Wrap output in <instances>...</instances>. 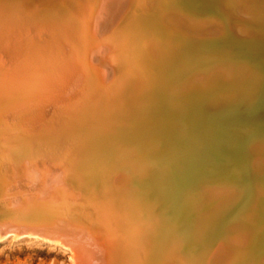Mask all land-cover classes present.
<instances>
[{
	"label": "bare ground",
	"instance_id": "1",
	"mask_svg": "<svg viewBox=\"0 0 264 264\" xmlns=\"http://www.w3.org/2000/svg\"><path fill=\"white\" fill-rule=\"evenodd\" d=\"M213 3L214 0H194L190 4L191 11H186L175 0H0V238L44 242L39 236H49L44 221L50 217L55 223L77 230L90 242L101 245L108 239L117 242L120 220L124 222L122 225L136 223L143 232L151 229L148 224L152 221L157 230L154 228V233L146 239L149 242L145 243L144 239V243L138 242L142 246L140 264H264V59L254 60L251 54L264 55V45L261 49L255 44L264 43V0H215ZM73 6L77 7L81 18H90V22L82 26L84 38H89L84 52L101 70V81L104 83L116 75L114 71L103 70L109 66L108 61L115 63L113 59H106V52L111 50L116 54V63L128 71L122 83L130 79L138 83L136 92L140 95V87L154 86L155 76L173 74L177 70L173 72L177 63L171 55L181 53V44L186 42L190 55L187 54L189 58L181 64L183 74L178 80L186 79L183 83L189 85L187 89L190 90L186 94L195 96L198 90L200 99L195 110L190 112L176 108L171 127L181 139L180 143L171 144V150L168 148L170 143L157 142L150 127L145 132V138L152 134L159 148H163L168 159L162 164L168 171L170 168L174 176L160 179L159 184L156 181L149 183V177H157L154 172L158 165L151 170L142 192L155 203L153 212H159V217L162 210L167 212L169 217L164 221L168 219V223L177 226L180 237L175 238H181L184 248L165 234L161 219L155 213L158 220L153 217L129 188H125L127 174H117L122 160L115 163L106 158L97 164L94 172L87 173L81 169L82 163L67 155L84 149L97 155V150L93 152L91 146L96 137L99 144H103L105 138L128 137L132 125L127 119L134 104L129 102L127 95L116 94L113 100L105 102L94 135L79 131V123L74 119H60L68 132L59 136L41 123L49 114L48 107L40 101L52 96L55 89L51 88L54 87L52 82H44L37 75L44 73L40 63L59 57L61 60L64 52L39 37L46 31L53 35L54 29L48 23L51 13L68 16L66 14L73 12ZM150 12L156 14L150 16L156 31L145 42L144 33L135 29L133 20L136 13ZM245 36L251 40L243 42L237 38ZM99 41L107 46H98ZM189 61L192 65H188ZM79 67L87 72L84 65ZM194 74H199L196 79ZM58 75L55 81L59 86L66 78ZM200 75H210L213 80L202 81ZM95 82L98 85V81ZM96 84L92 89L97 93ZM194 86L202 89L195 90ZM24 111H33L35 117L24 118L28 113ZM167 128L164 121L157 130L166 132ZM66 135L72 139L73 147L69 146V141H62ZM78 136H81V144H76ZM26 137L34 139V143L25 141ZM151 141L153 145L155 142ZM177 145L189 150L187 173L181 181L176 179V167L183 162V158L173 152ZM239 153L244 160L237 156ZM146 164L150 166V163ZM194 169H203L204 176ZM253 177L252 185L248 186L247 181ZM141 178L138 180L142 181ZM206 181L228 187L205 186ZM201 187L192 209L187 204V197ZM48 189L58 192L53 195ZM175 199L180 203L182 200L181 210ZM191 210L197 219L195 231ZM207 216L222 217L215 222L218 228L211 237L208 228L204 231ZM98 222L104 224L105 230L92 226ZM124 237L127 243L133 241L126 232ZM189 247L192 248L187 249Z\"/></svg>",
	"mask_w": 264,
	"mask_h": 264
},
{
	"label": "water",
	"instance_id": "2",
	"mask_svg": "<svg viewBox=\"0 0 264 264\" xmlns=\"http://www.w3.org/2000/svg\"><path fill=\"white\" fill-rule=\"evenodd\" d=\"M76 8V6H73V12L70 15L66 14L68 16L61 17L57 13H51L52 15L50 14L51 18L48 23L50 27L54 29L53 35L46 31L39 37V39H42L43 41H48L49 43H46L50 46L58 47L64 52L61 60L59 57L57 59H51L49 61L46 60L47 62L44 61L40 63L44 73L37 75L42 77V81L44 82H52L54 87L51 88L53 90L55 89L52 96L47 97L46 100L44 99L40 101V104L48 107L47 114H49V116L41 123L50 130L49 132L59 136L62 133L68 132L66 131L67 126L62 124L60 119H68V121L74 119L75 122L79 123V126L77 127L79 131H86L90 135H94L95 131L99 127V121H101V116L99 114L101 112L100 109H102L101 107L104 106L105 102L109 99L113 100L116 94L127 95L128 98H130L129 102L134 104L131 111L129 110V117L127 121L129 124L131 123L132 127L129 128L127 135L132 136L135 139H142V136L150 127L153 133L156 134V138L158 139L157 142L160 144L164 142H167V144L170 143L168 148L171 150V144L174 145L175 142L180 143L181 139L178 134L176 135L174 133V130L176 129L171 127L174 125L173 121L174 114H176L175 110L176 108H181L184 112L195 110L196 102L200 99V94L198 90H196L197 86H194V89L197 91L196 93H198L195 96L190 94L187 95L183 92V90L188 88L189 85L179 89L178 92H173L170 88L172 84L175 83V80L180 78L179 76H173V79L166 78L163 86L153 87L151 85H144L145 87H140L142 90V94L140 95L136 92V89L140 86L138 83L131 81L132 79L130 78L129 81H124L122 83L123 79L125 80V76H127L128 71L125 69L126 67H122V65L116 63V54H114L111 50L106 52V59H113V62L115 63H110V61H108L109 66L103 68V70L108 73L114 71L116 75L108 78V80L103 83L100 75L101 70L97 69L96 65L91 62L90 56L84 52V47L89 38H84L82 26L88 24V22H90V18L88 16H83V18H81V14L78 13ZM175 14L178 13L175 12ZM237 38L243 42L247 41L245 37ZM103 43L104 42L99 41L97 42V45L99 46V44L102 45ZM103 45L107 46L106 44ZM39 55L43 58L42 51L39 52ZM199 57L200 56H198V58ZM78 64L84 65L87 72L84 73L83 69L79 67L80 65ZM41 68L39 70H41ZM55 69L57 70L56 72ZM56 75L64 76L66 78L63 84L59 86L56 84ZM34 79H36V77H34ZM95 81H98V85ZM94 84H96V87L99 88V92L97 93L93 92L92 86H94ZM49 111L50 113H48ZM24 112H28L24 115V118L26 119L30 116L35 117L33 116V111ZM74 121H72V125L76 126ZM164 121L166 125H168L167 131L162 132L157 130L159 125L164 124ZM184 122L187 123L186 121ZM78 134L80 135V132ZM66 136L62 138V141H69V146L73 147L72 139L67 136L70 139L69 140ZM80 137L81 136H78L79 140H77L76 144H81L82 139L80 140ZM84 137L86 136L84 135ZM94 139H92L93 142L91 146L93 152H96L97 150V157L92 161L85 162V164L81 167V169L87 173L94 172L97 168V164L103 163L106 158L107 161L110 159L123 160L126 164H130L129 160L131 161L132 157H136L135 155H147L148 149L145 145H141L138 148L131 150L132 153H127V150L124 151V147L126 145H124V141L122 142L120 139L115 140L113 138H105L103 139V144L97 143V137L96 140ZM153 139L155 140V136ZM25 141L30 142V144L34 143V139L30 137H26ZM173 152H176V155L183 158L181 166L176 168L181 169L183 172H187L186 167L188 164L186 163V159L189 150L185 147L183 148L182 145H177L173 148ZM67 155L70 157L72 153H67ZM205 159H207V157L202 160ZM205 163H207V161ZM169 171L166 165L164 166L163 164H160L158 169L154 172V176L157 177L154 179L149 177V183L155 184L154 182L156 181L157 184H159L160 179L172 176L173 172L170 168ZM134 181L139 180L136 178ZM144 182H148L147 179H143L139 183L140 186H143ZM93 186L94 184L91 185V187ZM50 192L54 195L58 192V190H50ZM156 193L158 195L161 194L160 192ZM176 199H178V196ZM176 199L175 201H177ZM177 203L178 205L180 204L178 206L180 209L182 200L181 203L180 200H178ZM132 214L134 213L132 212ZM117 215L118 214H115V216ZM120 221L117 236H121V239L116 237L115 239L117 242H112V240L109 239L104 240L101 245L95 243L94 241L90 242L83 234H79L77 230L64 227L60 224V222L55 223L52 219H50V217L45 218L44 221V225L46 226L45 229L50 232L49 236L40 235L39 238L44 240V242L57 244L58 246L69 250L75 264H140V258L142 256L140 251L142 246L141 243L138 242L144 243L142 239L146 240L150 238L151 234L154 233V230H157V228L154 227V224L151 221L148 224V227L151 229L148 232H143L139 229V225L137 226L136 223L133 224L130 222L122 225L124 222H122V220ZM92 226L96 227L97 230L98 228L105 230L104 224L100 222H98V224L94 223ZM169 229L170 225H167L163 228V231L167 232ZM125 232L130 235L129 240H133L132 242L129 241V244L125 242ZM160 232L162 231L160 230ZM147 242L149 241L146 240L145 243ZM233 250H235V248H233ZM127 255L129 257H127Z\"/></svg>",
	"mask_w": 264,
	"mask_h": 264
},
{
	"label": "rangeland",
	"instance_id": "3",
	"mask_svg": "<svg viewBox=\"0 0 264 264\" xmlns=\"http://www.w3.org/2000/svg\"><path fill=\"white\" fill-rule=\"evenodd\" d=\"M177 3H178V5L181 7V8H184L186 11H191V9H190V4H191V2H194V0H175ZM213 4H215V0H214V3ZM137 15H135V17H134V20H133V22H135V29H140V31H142V33H144V35L143 36H145L144 38H143V40L146 42H148L149 41V39H151L154 35H155V31H156V29H154L153 27H155V25H153L154 23L152 22V21H150V18L151 17H153L154 15H156V14H153V13H148V14H144V13H136ZM150 14V15H149ZM141 16V15H143V17H138V16ZM138 18H137V17ZM151 16V17H150ZM187 16H189V15H187ZM146 17V18H145ZM142 18V19H141ZM137 19V20H136ZM145 20V21H144ZM140 22V23H139ZM142 23V24H141ZM144 24H146V25H144ZM130 25H133V24H131L130 23ZM134 29V28H133ZM143 29V30H142ZM144 31V32H143ZM149 37V38H148ZM249 37V36H248ZM248 37H246L245 36V38L247 39ZM256 39V38H255ZM248 40H251V38L249 37L248 38ZM247 40V41H248ZM257 40V39H256ZM246 42V41H245ZM263 42L261 41V43H259V42H257V43H255V44H257L260 48H261V45H264V43L262 44ZM186 42H182V44H181V49H182V51H181V53H178V54H175V53H172V55H171V57H172V60H173V62L175 61V63H177L175 66V68L173 69V74L172 73H170V74H168V73H166L165 75H163V74H159V75H157V76H155V84H154V86L157 84H160V86H163L164 85V82H165V78H171V79H173V76H179L180 74L182 75L183 73L181 72V69L184 67V66H181V64H182V62H186V59H188L189 58V56L187 55V54H189L188 53V50H187V48H186ZM262 49V48H261ZM262 51H263V54H264V49H262ZM259 52V51H258ZM260 52H261V50H260ZM195 53H197V52H195ZM174 54V55H173ZM253 56V58H254V60L256 59L257 61H260V60H263L264 59V55H262L261 57L260 56H258L257 57V55L255 54V52L254 53H251ZM190 55V54H189ZM236 60H238L239 62H240V60H244V59H236ZM247 60L250 62L252 59H251V57H249V58H247ZM189 64H191L192 65V63H191V61H189L188 62V65ZM180 68V69H179ZM175 74V75H174ZM178 74V75H177ZM150 75H153V74H150ZM170 75V76H169ZM173 75V76H172ZM195 75V79L198 77V75L199 74H194ZM194 75H193V77H194ZM165 76V77H164ZM200 76H203V77H201L200 79L202 80V81H211V80H213V78H212V76H210V75H200ZM206 76H209V77H206ZM162 77V78H161ZM192 77V78H193ZM160 78V79H159ZM169 78V79H170ZM191 79V78H190ZM194 79V78H193ZM157 80V81H156ZM179 81V82H178ZM185 81H187L186 79L185 80H181V82H182V86H181V82H180V80H175V83L174 84H172V86L175 88H173V87H171L170 89L171 90H173V92H175L176 90H179V89H181V88H183V87H185L186 85H184V83L183 82H185ZM159 82V83H158ZM161 82V83H160ZM178 82V85H176V83ZM175 85V86H174ZM153 86V87H154ZM159 86V85H158ZM181 86V87H180ZM173 88V89H172ZM197 88H201V87H197ZM202 89V88H201ZM188 91H190L189 89H184L183 90V92H185V93H187ZM177 92V91H176ZM178 94V93H177ZM261 98H262V95L260 96ZM260 97H258V98H260ZM145 136H146V134H144L143 136H142V138H143V140L141 139V142H140V140L139 139H135V138H133V137H131V139H129L128 137H125V139L124 138H120V140L123 142V140H124V145H126L125 146V151L128 149V151H127V153H129V152H131V149L130 148H132V150H133V148H137V147H139V146H141V145H143V144H146L145 145V147H147V149L148 148H150V150L148 151L147 150V152H149L150 154H148L147 153V155H150V157H148L146 154H144V156L143 155H135L136 157H132V159H131V161L129 160V162L133 165V166H130V164H126V162H124L123 160L121 161V160H118L119 162H120V164L119 165H122V167H120V169H119V167H118V171H117V174H119V175H123V176H125L126 174V176L125 177H127V181L128 182H126V184L127 185H124V186H126L125 188H129V190L132 192V194H133V196L135 197V199L136 200H138V201H140V202H142V204L144 205V207L150 212V214H152V216L153 217H155L157 220H158V218H160L161 220H160V222H161V226H162V229H163V227H165V226H167V224L168 225H171V224H169L168 223V219H165L166 221H164V218H168L169 216H168V214H167V212L166 211H161V216L159 217L157 214L159 213V212H153V210H155L154 208V202L149 198V199H147L148 197H147V194H143L144 193V190H143V186H140V182L141 181H134L135 179H136V177H137V180H138V178H139V180H140V178H141V180H143V178H144V180L145 179H147V177L149 176V174L152 172L151 170H153V169H156V167H158V165H160V164H162V162L164 163V161L166 160V158L168 159V157H167V155H165L164 154V152H163V148L161 149V148H159V144L158 143H156V140L154 141V139L151 137L152 136V134H149V135H147L149 138H150V140H149V138L148 137H146L145 138ZM123 139V140H122ZM126 139H128V143L127 142H125V140ZM133 139H135V140H133ZM147 139V140H146ZM117 140H119V139H117ZM139 140V141H138ZM149 140V141H148ZM151 140H153L155 143H156V145H155V143H153V145H151L152 143V141ZM127 141V140H126ZM135 141V142H134ZM148 141V142H147ZM151 141V142H150ZM138 142V143H137ZM133 143H135V146H133L132 147V145H134ZM151 143V144H150ZM83 144H85V143H83ZM137 144V145H136ZM129 145H131V146H129ZM85 146H88V143H87V145H85ZM128 147H130V148H128ZM262 148H264V143H263V146H262ZM153 151H155V153L156 154H154V152H152V150ZM88 150V149H87ZM160 150L162 151L161 153H160ZM81 152V154L79 153V151H78V153H74V152H70V153H72V155H71V158L72 159H74V160H77L80 164L82 163V164H85V162H88V161H91V160H94V158H96L95 156V154L93 153V155L91 154V153H88V151H86V149H84V150H80ZM151 151V152H150ZM88 154H87V153ZM132 153V152H131ZM153 153V154H152ZM74 154V155H73ZM75 154H76V157H75ZM83 154V155H82ZM91 154V155H90ZM162 154V157L161 156H159V155H161ZM77 155H78V157H77ZM88 155V156H87ZM90 155V156H89ZM152 155H153V157H152ZM139 156H141V158H140V161H139ZM143 156V157H142ZM159 156V158H157ZM237 156L238 157H240V160H244L243 159V157L241 156V153H239V154H237ZM87 157H89V159H91V160H89ZM94 157V158H93ZM148 158V159H147ZM151 158H154V159H151ZM161 158H162V160H161ZM80 159V160H79ZM147 159V160H146ZM161 160V162H160V160ZM149 160V161H148ZM155 162V163H157V164H155L153 161ZM156 160H158L157 162H156ZM116 161L117 160H115V163H116ZM150 161H152V162H150ZM142 162H145V164L144 163H142ZM146 162H148V163H150V166H145V165H147L146 164ZM160 162V163H159ZM137 165H138V167H137ZM141 165V166H140ZM149 165V164H148ZM153 165V166H152ZM181 165H179V167H180ZM72 167H74V166H72ZM188 167V166H187ZM187 167H186V169H187ZM125 168V169H124ZM137 168L139 169V170H137ZM140 168H142L143 170H141L140 171ZM122 169V170H121ZM135 169H136V173H134L135 172ZM191 169V168H190ZM126 170V171H125ZM127 170H128V172H127ZM178 170V171H177ZM176 171H177V181H181L184 177H185V175H186V173L187 172H183V171H181V169H177ZM138 171H139V173H138ZM142 171H143V173H142ZM194 171L195 172H197V174L198 175H200V176H204V174H205V172H203L202 173V171H203V169L202 170H197V169H194ZM123 172H124V174H123ZM126 173V174H125ZM129 173V174H128ZM138 173V174H137ZM135 174H137V176L135 175ZM142 174H144V176L142 175ZM118 175V176H119ZM142 175V176H141ZM254 179H255V177H253V179H250V180H248L249 181V183H248V181H247V185L248 186H251L252 185V183H253V181H254ZM148 180V179H147ZM137 182V183H136ZM144 183H146V182H144ZM133 184V185H132ZM204 184V183H203ZM210 184V182H208V181H206L205 182V186L206 185H209ZM218 184V185H217ZM135 185V186H134ZM220 186L219 185V183H215V182H211V184H210V186ZM204 185H203V187H205ZM221 186H226V185H221ZM226 187H228V186H226ZM132 188H133V190H132ZM202 187L199 189V190H196L195 192H193L192 194H190L188 197H187V201L189 202H187V204H188V206H192L191 208L193 209V202H194V200H196L197 199V197L199 196V194H200V192L202 191ZM249 189V188H248ZM136 191V192H135ZM141 192V193H140ZM143 192V193H142ZM197 192V193H196ZM147 193V192H146ZM248 193V190H247V192L245 193V194H247ZM195 195V196H194ZM197 195V196H196ZM141 196V197H140ZM194 197H196V198H194ZM140 200H139V199ZM192 199V200H191ZM142 200V201H141ZM145 200V201H144ZM146 203V204H145ZM190 204V205H189ZM147 205V206H146ZM150 206V207H149ZM189 207V208H190ZM149 208V209H148ZM190 208V209H191ZM189 209V210H190ZM153 212V213H152ZM163 212V213H162ZM155 213V215H157L158 216V218H157V216H155V215H153ZM166 213V214H165ZM191 213H192V215H193V220L195 221V219H196V217L194 216V212H193V210H191ZM163 214H165V215H163ZM161 217H163V218H161ZM211 220H209V219ZM208 219V220H207ZM220 219H222V217L220 218ZM220 219H218V218H213L212 216L211 217H209V216H207L206 217V219L204 220V231H206V228H208V230H209V236L211 237V236H213L212 235V233L214 234L216 231V229L218 228L217 227V224L215 223L216 221H219ZM163 220V221H162ZM197 220V219H196ZM206 220H207V223H206ZM163 222L165 223V224H163ZM216 224V225H215ZM211 225V226H210ZM195 226H196V221H195V223L193 224V227H194V231H195ZM172 229H169L168 231H167V233L165 232V234H167V235H169V236H171V237H173L174 239H176L177 240V242H178V246H181L182 248H184V245H182L183 244V241H181L180 239L181 238H175V237H180V232H177V226H175V225H171L170 226ZM175 228V229H174ZM173 229H174V231H173ZM212 229H214V230H212ZM211 230V231H210ZM173 231V232H172ZM211 232V233H210ZM173 233V234H172ZM174 233H176V234H174ZM177 234H179L178 236H176ZM180 241V242H179ZM190 248H192V247H189V248H187V249H190ZM186 249V248H185ZM0 264H75V261L73 260V257H72V254L70 253V251L69 250H66V249H64V248H62V247H59V246H55V245H52V244H49V243H45V242H43V241H34L33 240V242H31V241H29V240H27L26 238H19V239H17V240H10L8 237H2V238H0Z\"/></svg>",
	"mask_w": 264,
	"mask_h": 264
}]
</instances>
